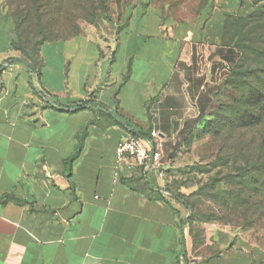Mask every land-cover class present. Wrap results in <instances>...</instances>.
I'll return each mask as SVG.
<instances>
[{
  "label": "crops",
  "instance_id": "obj_1",
  "mask_svg": "<svg viewBox=\"0 0 264 264\" xmlns=\"http://www.w3.org/2000/svg\"><path fill=\"white\" fill-rule=\"evenodd\" d=\"M248 1H154L118 41L81 33L25 55L0 0V264H264V248L227 232L197 257L166 179L117 155L157 130L176 166L237 58L226 20Z\"/></svg>",
  "mask_w": 264,
  "mask_h": 264
},
{
  "label": "rangeland",
  "instance_id": "obj_2",
  "mask_svg": "<svg viewBox=\"0 0 264 264\" xmlns=\"http://www.w3.org/2000/svg\"><path fill=\"white\" fill-rule=\"evenodd\" d=\"M1 1L15 17L19 47L33 55L47 41L81 33L118 41L124 30L137 29L152 2L178 9L174 4L187 0ZM228 37L240 50L239 63L174 150L171 193L186 207L197 257L216 252L225 232L264 248V8L232 20Z\"/></svg>",
  "mask_w": 264,
  "mask_h": 264
},
{
  "label": "built area",
  "instance_id": "obj_3",
  "mask_svg": "<svg viewBox=\"0 0 264 264\" xmlns=\"http://www.w3.org/2000/svg\"><path fill=\"white\" fill-rule=\"evenodd\" d=\"M117 155L118 164L127 170L135 167L153 169L158 177L166 179L169 167L163 160L161 134L157 130H152L149 137L131 134L122 139L117 146Z\"/></svg>",
  "mask_w": 264,
  "mask_h": 264
},
{
  "label": "trees",
  "instance_id": "obj_4",
  "mask_svg": "<svg viewBox=\"0 0 264 264\" xmlns=\"http://www.w3.org/2000/svg\"><path fill=\"white\" fill-rule=\"evenodd\" d=\"M256 2H257V6H256V8H255L252 12H250L249 14H247V15L229 16V17L227 18V20H226V37H227V42L230 43V44H233V47H234L235 51H237V58L235 59L233 65L230 67V69H229V71H228V74H227L226 78L224 79V81H223V83H222V85H221V87H220L219 89H222V87L224 86V84L227 82L226 80L228 79L229 75L233 72V70H234L235 67L238 65L239 60H240V50H239L238 46L235 45V44L233 43V41H230V40H229V37H228V26H229V24L231 23V21L234 20V19H242V18L252 17V16H254L256 13L260 12L261 9L264 8V2L259 3V2H260L259 0H256ZM23 52H24V51H23ZM213 100H214V98H213L212 101L210 102V105H209V107L206 109V111H204V112L199 116V118L197 119L196 124H195L194 126H196V125L199 123V121H200L201 119H203V118L205 117V115L208 113V111H209V109H210V107H211V105H212L211 103L213 102ZM194 126H192V127L188 130V133L192 130V128H193ZM188 133H186V134L183 136V142H184V139H185L184 137H185ZM183 142H182V144H183ZM173 169H174V167H171V166H170V167L166 170V185H165V187H166V189H168V190H170V191H172V189L170 188V183L174 180V177H175V176H174V173H173ZM169 176H171V178H169ZM175 194H176V193H175ZM175 194H174V195H175ZM180 196H181V195H180Z\"/></svg>",
  "mask_w": 264,
  "mask_h": 264
}]
</instances>
